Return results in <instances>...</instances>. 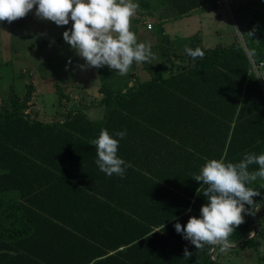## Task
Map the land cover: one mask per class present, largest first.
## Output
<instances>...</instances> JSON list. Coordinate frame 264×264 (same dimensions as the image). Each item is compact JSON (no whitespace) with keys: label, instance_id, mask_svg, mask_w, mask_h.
I'll use <instances>...</instances> for the list:
<instances>
[{"label":"trees","instance_id":"obj_1","mask_svg":"<svg viewBox=\"0 0 264 264\" xmlns=\"http://www.w3.org/2000/svg\"><path fill=\"white\" fill-rule=\"evenodd\" d=\"M166 2L181 15L208 0ZM252 18L259 30L250 36L251 58L233 42L201 49L203 58L194 60L164 35L167 58L150 79L118 86L99 71L104 111L95 120L74 104L62 121L31 118L34 85L23 96L11 90L0 103V264H214L212 245L197 249L174 225L199 218L208 202L193 179L206 159L235 163L245 153L264 154V91L252 64L264 58V9ZM198 40L193 35L187 47L195 50ZM55 90L68 99L60 85ZM101 129L116 139L126 131L118 156L132 167L123 178L96 164L90 142ZM248 186L260 191L255 201L264 200V180ZM250 217L244 213L228 243L250 234Z\"/></svg>","mask_w":264,"mask_h":264},{"label":"rangeland","instance_id":"obj_2","mask_svg":"<svg viewBox=\"0 0 264 264\" xmlns=\"http://www.w3.org/2000/svg\"><path fill=\"white\" fill-rule=\"evenodd\" d=\"M140 1L134 0L136 3ZM142 1L150 3L151 10L155 12L148 9L144 13L145 18L143 19L142 17L137 18L135 15L131 20V30L136 33L138 42L151 44L154 58L150 63L137 64L134 62L126 75H120L119 72L108 66L87 67L82 70L79 66L85 65V60L63 38V33L72 28L71 21L64 26H58L52 21L42 20L37 16L28 17L29 21L26 20L27 17L12 23L3 21L4 26L13 27L17 33H15L16 38L13 35L7 36L3 32L0 33V43L2 41L0 46V103L8 101L11 90H15L20 96H23L26 90L25 86L32 83L34 92L27 110L31 118H37L44 122L62 121L65 119L68 109L74 104L90 119L95 120L100 118L104 111L102 94L99 92L102 83L99 71H109V74H104V80L111 81L118 86H121L126 80H130L131 83L135 78L141 80L146 75L151 77L156 64L167 58L162 55L160 50V46L165 42L163 38L165 34L171 39L173 49L179 54L185 52L191 37L196 34L200 37L197 44V48L200 49L216 45L227 46L234 41L242 45L249 57L248 49L255 52L256 47H253L254 42L242 26L238 11L239 5L237 6L235 2L230 3L229 9L225 5L220 7L216 5L212 10L213 16L210 22L204 21V18L199 16L200 14H189L161 23L154 15L161 10L162 5L167 4L166 0ZM259 2L261 0L254 1L255 4H261ZM159 13L167 12L162 10ZM31 20L37 26L34 27ZM1 22L0 32L2 30ZM145 22H151L152 28L147 29ZM135 24L136 26L133 27ZM254 28L257 31L256 25L253 26ZM183 61V59L172 60L175 65H181L184 63ZM172 62L168 60L164 62L162 72L165 75L170 73ZM142 73L147 74L143 77ZM255 74L264 91L262 68L258 67ZM57 84L68 95V99H58L55 90ZM255 213L256 221L259 220L256 223L258 231L253 244H250L253 245L251 249L255 256L253 258L250 255V262L242 261L240 258H234V253L240 251L241 248H232L230 264H264V205ZM224 247L222 244L216 246L217 259L215 260L218 264H225L220 256Z\"/></svg>","mask_w":264,"mask_h":264},{"label":"clouds","instance_id":"obj_3","mask_svg":"<svg viewBox=\"0 0 264 264\" xmlns=\"http://www.w3.org/2000/svg\"><path fill=\"white\" fill-rule=\"evenodd\" d=\"M34 8L38 18L58 26L73 22L63 38L85 60L86 64L79 66L82 70L108 66L126 75L134 62L150 63L154 58L151 44L138 42L131 30V20L140 9L134 0H0V21L12 23ZM185 52L194 60L204 56L200 48L186 47ZM115 136L119 139L101 129L98 138L90 143L96 148L100 171L123 178L126 169L132 167L118 156L119 143L126 131L116 132ZM254 164L259 166L258 170L250 171ZM193 179L205 186L203 195L208 202L201 207L199 218L191 216L186 226L177 222L175 230L197 249L205 244L226 247L229 236L244 223V213L254 215L260 210L261 205L254 200L260 191L248 185L257 179L264 180V154L245 153L235 163L224 158L206 159ZM191 255L185 248L184 256Z\"/></svg>","mask_w":264,"mask_h":264},{"label":"crops","instance_id":"obj_4","mask_svg":"<svg viewBox=\"0 0 264 264\" xmlns=\"http://www.w3.org/2000/svg\"><path fill=\"white\" fill-rule=\"evenodd\" d=\"M254 1L255 0H232V2H235L237 6L239 5L238 6V11H239V16L241 17L242 26H243L244 30L247 33H249V36H251V37H253V36L256 35V31H255V29H253V26L256 25L255 24V19L252 18V17L256 13L260 12V10H263L264 9V0H261V2H259L261 4H255ZM138 4L140 5V9L137 11V14H136L137 16L136 17L137 18L138 17H142V19H143V18H145L144 13H146V10H148V9L151 10L152 6L149 3L148 9L147 8H143L146 5V1H142V0ZM216 5H217L216 2H214L213 0H208V3L206 5H204L203 7H199V8H196V9L191 10L190 12H188L186 14L179 15V14H177V11H176V8L175 7L170 6V5H167V4H164V5L161 6V10L159 12H161L162 10H164V12H167V13L162 14V13H159L158 12L154 16L157 17V21H159L161 23H164L165 21H167L169 19H174V18L186 16V15H189V14H198V15L200 14L199 16L203 17L204 18V21L210 22V21H212V16H213V11L212 10L214 9V7H216ZM151 11L155 12L154 10H151ZM30 16H36L35 15V8L31 12L28 13V15L26 16L27 17L26 20L29 21L28 17H30ZM3 24L4 23L2 21L1 22V28H2V30H1L0 33L3 32V34H7V36L13 35L14 38H16V36H15V33H17V32H15L16 30L13 27L4 26ZM31 24L34 27L37 26V24L34 23L33 21H32ZM135 26H136V24L133 27H135ZM31 30H33V27H31ZM162 30L164 31V29H162ZM250 32L252 34H250ZM164 34H165V32H164ZM3 37H4V35H3ZM144 37H145V35H144ZM138 38H140V37H138ZM199 39H200V37H199ZM233 42H231V43H233ZM231 43H229L227 45H230ZM1 45H2V41L0 43V46ZM261 61L263 62V64L260 67L262 68V78H264V58ZM146 74L147 73H142L141 76L146 75ZM147 76L148 75H146V77L143 76L144 78L141 79V80L144 81V80L150 79V76L149 77H147ZM258 221H257V223H258ZM254 239H255V237H254ZM252 246L253 245L245 246L243 248L240 247L241 248L240 251H238L237 253H234V258H240L242 261H246L247 262V260H248L250 262V258H251L250 255H252L253 258L255 256L254 255V251L251 249ZM231 249L232 248L224 247V250L220 252V256H221L222 260L225 262V264H230L229 262L231 261L230 259L232 257V256H230ZM256 262H258V260H256Z\"/></svg>","mask_w":264,"mask_h":264},{"label":"water","instance_id":"obj_5","mask_svg":"<svg viewBox=\"0 0 264 264\" xmlns=\"http://www.w3.org/2000/svg\"><path fill=\"white\" fill-rule=\"evenodd\" d=\"M258 203L262 206V205H264V200L259 201ZM253 211H255V210H253ZM250 222H251V226H252L251 233L248 236H246L244 239L239 241L238 243H235V244L228 243L226 247H228V248H239L245 242H247L248 240H250V239H252V238H254L256 236L258 229H257V225H256V222H255V214L251 215ZM216 245L217 244L212 245V249H211L210 254H209L210 258L214 261V264H218L217 261L214 259V256H213L215 248H216Z\"/></svg>","mask_w":264,"mask_h":264},{"label":"built area","instance_id":"obj_6","mask_svg":"<svg viewBox=\"0 0 264 264\" xmlns=\"http://www.w3.org/2000/svg\"><path fill=\"white\" fill-rule=\"evenodd\" d=\"M216 4L218 6H223L225 5L228 9H229V5L230 3L232 2V0H215ZM146 24V28L147 29H151L152 28V24L151 22H145ZM252 64H253V68L255 71H257L258 67L262 66L263 62L260 61L259 63L255 64L253 61H252Z\"/></svg>","mask_w":264,"mask_h":264}]
</instances>
